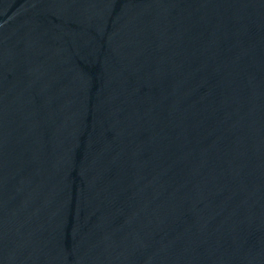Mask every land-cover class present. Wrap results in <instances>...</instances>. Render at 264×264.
Instances as JSON below:
<instances>
[{"label":"water","instance_id":"obj_1","mask_svg":"<svg viewBox=\"0 0 264 264\" xmlns=\"http://www.w3.org/2000/svg\"><path fill=\"white\" fill-rule=\"evenodd\" d=\"M0 264H264V0H0Z\"/></svg>","mask_w":264,"mask_h":264}]
</instances>
